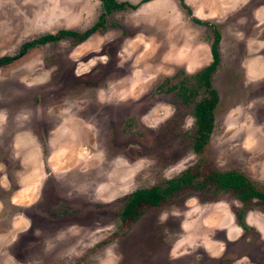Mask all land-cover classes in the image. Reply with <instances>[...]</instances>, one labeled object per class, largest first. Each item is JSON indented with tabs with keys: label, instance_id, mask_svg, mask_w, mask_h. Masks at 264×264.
I'll return each mask as SVG.
<instances>
[{
	"label": "rangeland",
	"instance_id": "obj_1",
	"mask_svg": "<svg viewBox=\"0 0 264 264\" xmlns=\"http://www.w3.org/2000/svg\"><path fill=\"white\" fill-rule=\"evenodd\" d=\"M85 40L20 45L97 23L100 0H0V264H264V202L205 181L235 170L264 191V0H117ZM218 95L194 149V96L211 61ZM185 85L189 86L190 83ZM40 165V168L36 166ZM196 181L119 212L139 187Z\"/></svg>",
	"mask_w": 264,
	"mask_h": 264
},
{
	"label": "trees",
	"instance_id": "obj_2",
	"mask_svg": "<svg viewBox=\"0 0 264 264\" xmlns=\"http://www.w3.org/2000/svg\"><path fill=\"white\" fill-rule=\"evenodd\" d=\"M103 12L100 14V19L97 23L91 25L82 32H77L69 29H61L56 33H46L37 37H33L20 45L19 54L27 49L38 44L47 42H56L62 38L72 37L75 42L85 40L90 34L98 30V24L101 23L104 15L109 14L112 10L123 9L126 6L135 7V5L117 1V0H100ZM147 1V0H142ZM181 4L188 9L183 0ZM188 12L191 14L190 10ZM192 16V20L202 25H208L214 28V38L210 43L211 61L202 69L188 76V79L182 86L181 96H194L199 90L202 94L193 104L192 115L194 118V149L199 151L209 141L211 132L214 127V109L218 102V95L211 84V74L216 68L219 61V53L217 44L219 42V32L215 26L209 21L201 20ZM12 60L10 55L0 56V66L9 63ZM190 83L189 86L185 85ZM197 172L190 173L184 171L179 176L168 179L163 186L153 185L150 187H139L134 189L126 198L120 212L119 218L122 222L134 220L141 213L144 206H158L167 196L177 191L185 185H190L192 182L200 188H204V180L196 181ZM205 181L211 182L215 189L221 191L235 192L239 200L246 203L251 198H257L264 202V191L257 189L254 184L248 180L244 174L235 170L226 171H211L206 175Z\"/></svg>",
	"mask_w": 264,
	"mask_h": 264
},
{
	"label": "crops",
	"instance_id": "obj_3",
	"mask_svg": "<svg viewBox=\"0 0 264 264\" xmlns=\"http://www.w3.org/2000/svg\"><path fill=\"white\" fill-rule=\"evenodd\" d=\"M210 55H211V54H210ZM36 167H37V168H40V165H39V166L37 165Z\"/></svg>",
	"mask_w": 264,
	"mask_h": 264
}]
</instances>
